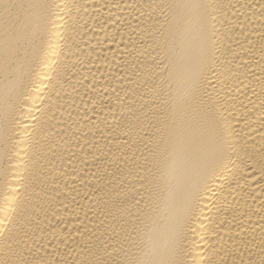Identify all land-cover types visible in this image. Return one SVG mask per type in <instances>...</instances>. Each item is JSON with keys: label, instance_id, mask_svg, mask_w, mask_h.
I'll return each mask as SVG.
<instances>
[{"label": "bare ground", "instance_id": "1", "mask_svg": "<svg viewBox=\"0 0 264 264\" xmlns=\"http://www.w3.org/2000/svg\"><path fill=\"white\" fill-rule=\"evenodd\" d=\"M0 264H264V0H0Z\"/></svg>", "mask_w": 264, "mask_h": 264}]
</instances>
